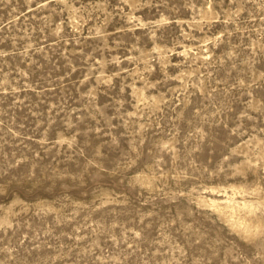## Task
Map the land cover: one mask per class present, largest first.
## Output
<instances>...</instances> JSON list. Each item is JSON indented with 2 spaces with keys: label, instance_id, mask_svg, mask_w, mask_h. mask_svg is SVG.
<instances>
[{
  "label": "rangeland",
  "instance_id": "374dc122",
  "mask_svg": "<svg viewBox=\"0 0 264 264\" xmlns=\"http://www.w3.org/2000/svg\"><path fill=\"white\" fill-rule=\"evenodd\" d=\"M0 264H264V0H0Z\"/></svg>",
  "mask_w": 264,
  "mask_h": 264
}]
</instances>
